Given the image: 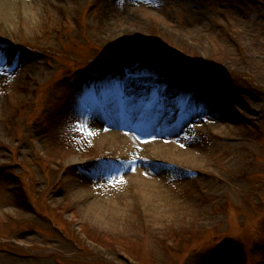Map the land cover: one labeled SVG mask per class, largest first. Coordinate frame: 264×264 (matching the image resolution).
<instances>
[{
    "label": "rangeland",
    "instance_id": "obj_1",
    "mask_svg": "<svg viewBox=\"0 0 264 264\" xmlns=\"http://www.w3.org/2000/svg\"><path fill=\"white\" fill-rule=\"evenodd\" d=\"M127 88L233 125L168 174L190 211L146 213L129 182V211L80 203L77 164L105 165L86 129ZM0 264H264V0H0Z\"/></svg>",
    "mask_w": 264,
    "mask_h": 264
},
{
    "label": "bare ground",
    "instance_id": "obj_2",
    "mask_svg": "<svg viewBox=\"0 0 264 264\" xmlns=\"http://www.w3.org/2000/svg\"><path fill=\"white\" fill-rule=\"evenodd\" d=\"M1 1L8 3L9 0ZM148 93L127 88L98 103V113L104 124L94 121L92 132L97 146L105 152V165L77 164L84 174L80 176L82 185L77 196L92 217L129 211L127 195L121 190V185L127 182L141 191L146 213L161 216L166 211H190L186 202L175 203L177 197L164 189L168 174L181 165L199 168L205 161L200 146L189 136L203 134L209 129L225 136L229 135L231 127L234 128L216 108L217 104L176 109L171 113L170 122L163 121L160 112L168 101L144 102ZM142 102L147 111L139 109ZM110 169H115L114 181L104 176Z\"/></svg>",
    "mask_w": 264,
    "mask_h": 264
},
{
    "label": "snow or ice",
    "instance_id": "obj_3",
    "mask_svg": "<svg viewBox=\"0 0 264 264\" xmlns=\"http://www.w3.org/2000/svg\"><path fill=\"white\" fill-rule=\"evenodd\" d=\"M88 131V134L89 135H93L94 133L91 131V129H86ZM113 181H114V178H113Z\"/></svg>",
    "mask_w": 264,
    "mask_h": 264
}]
</instances>
